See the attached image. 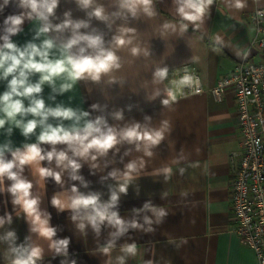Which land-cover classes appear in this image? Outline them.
Listing matches in <instances>:
<instances>
[{"label": "crops", "instance_id": "1", "mask_svg": "<svg viewBox=\"0 0 264 264\" xmlns=\"http://www.w3.org/2000/svg\"><path fill=\"white\" fill-rule=\"evenodd\" d=\"M18 4L19 0H11L0 11V37L5 35L6 16L30 11ZM243 4L238 8L236 0H213L191 22L177 12V0H152V15L141 8L135 17L130 13L113 15L121 11L119 0H94L92 7L103 6L109 17L99 21L89 18L87 13L92 8L82 9L77 0H59L49 21L53 25L62 23L66 12L73 20L88 21L89 27L79 31L103 34L105 47L115 51L121 66L102 75L99 81L79 80L65 92L60 91L67 82L63 77L53 84H43L36 98H42L46 108L59 106L71 108L78 115L89 113L78 123L52 117L47 123L82 127L86 121L103 117L117 132L139 123L142 131H162L163 139L148 146L143 141L122 140L106 154L92 151L87 158L74 157L66 144L55 145L57 151H67L81 165L75 173L79 179L75 180L71 168L58 167L55 159L25 165L20 176L33 185L31 198L38 200L41 219H47V226L55 229L51 239L33 231L37 227L33 218L13 203L15 197L8 191L13 182L4 177L0 183V264H12L16 257L13 249L33 247L41 249L36 264H259L255 252L243 246L233 232L235 165L231 155L242 150L233 90L227 89L222 99L205 92L163 105L161 101L168 98V84L156 81L153 75L157 68L192 64L204 85L212 88L237 63L248 57H263L264 51L252 44L251 15L256 9H264V0H243ZM42 26L43 22L35 18H25L20 32L10 39L23 48L28 43L39 46L48 38L59 43L71 36L70 30L37 35ZM128 28L134 31L124 33L123 38L130 43L116 47L113 37ZM3 42L0 39V45ZM132 48L138 49L137 55L132 54ZM59 55L56 48L50 52L51 59ZM38 81V73L29 76L30 83ZM7 90L8 81L0 78V94ZM29 103L24 98L26 107ZM116 112H122L123 119H116ZM33 118L31 114L18 117L24 122ZM41 131L38 125L26 137L21 128L6 123L0 128V148L7 146L5 158L11 160L17 148L23 150L27 144L38 143ZM40 146L45 152L53 147ZM92 155H96L95 160ZM130 163H135V170L127 169ZM39 166L61 172V183L51 177L41 178ZM113 172L115 176L110 175ZM121 185H126V192L119 190ZM73 186L84 196L97 195L100 205L111 204L115 192L117 200L109 212H116L124 221V230L107 219L95 229L86 219L93 214L91 208L73 210L65 206L61 210L52 204L54 196L70 204L76 195ZM161 210L163 216L159 215ZM64 239L68 240L67 247L58 252L52 244ZM131 245H135L134 254L126 251ZM105 248H109L107 253Z\"/></svg>", "mask_w": 264, "mask_h": 264}, {"label": "clouds", "instance_id": "2", "mask_svg": "<svg viewBox=\"0 0 264 264\" xmlns=\"http://www.w3.org/2000/svg\"><path fill=\"white\" fill-rule=\"evenodd\" d=\"M10 2L11 0H4V4L0 5V11H3V8ZM212 2L213 0H177L179 4L177 12L183 19L195 22L203 14L206 5H210ZM77 3L82 9L92 8L87 13L89 18L95 17L99 21L109 19L103 6L92 7L94 0H77ZM151 3L152 0H119L121 11L113 15L123 16L125 13H130L135 17L141 8L148 15H152ZM58 4L59 0H19L18 7L30 11L6 16L3 21L5 35L0 37L4 41L0 45V78L8 81V90L0 94V128H4L6 123H10L21 128L23 135L27 137L35 131L38 125L42 127V131L37 137L38 143L27 144L23 150L17 148L11 153V160H7L4 155L7 146L0 148V183L3 182L4 177L13 182L8 188V191L15 197L13 203L21 205L27 215L33 218V223L37 226L33 231H38L48 239L55 235V229L47 226V219H41L38 200L31 198L30 190L33 185L20 176L25 165H39L42 161L52 162L55 159L58 167H62V169L71 168L72 179L75 180L79 179L75 173L81 165L76 159L70 157L67 151H57L55 145L66 144L74 157L87 158L92 151L99 155L106 154L109 149H112L122 140H127L129 143L143 141L148 146L159 144L163 139L162 131L147 129L142 131L139 123L117 132L115 128L107 125L103 117H97L95 122L86 121L82 127L66 128L62 124L53 126L47 123L49 117L59 120H74L78 123L82 117L88 116L89 113L81 112L78 115L71 108L59 106L46 108L44 100L36 98V94L42 92L43 84H53L56 78L63 77L67 82L61 85L60 91L65 92L79 80L99 81L102 75L110 73L113 69H119L121 66L120 58L115 51L105 47L103 34H98L95 30L90 33L79 31L81 28L87 29L89 27L88 21L73 20L70 18L71 14L66 12L64 21L53 25L49 21V17L55 14ZM235 6L242 8L244 6L243 0H236ZM25 18H35L43 22V26L39 28L37 35L50 31L63 33L65 30H70L71 36L60 40L59 43L48 38L43 40L39 46L35 43H28L25 47L20 48L10 37L20 32ZM184 27L186 28L187 25ZM132 31L134 29H121L122 35L113 37L115 46L122 47L126 42L130 43L123 38V34ZM54 48L59 51L60 55L56 59H51L50 52ZM131 51L133 55L138 54L136 48H132ZM34 73L39 74V81L30 83L29 76ZM153 75L156 81L163 82L169 75V69L167 67L157 68ZM9 77L11 78L8 79ZM189 82L190 77L185 76L178 84L173 83V87L166 89L168 98L163 99L161 103L169 105L171 101L176 99V91L182 86H188ZM24 98L30 100L27 107L24 104ZM92 107L97 106L93 105ZM27 114H31L34 118L26 122L18 119V117H24ZM114 115L118 120L123 119L122 112H116ZM41 144H48L53 147L50 151L45 152L40 146ZM8 150L10 151V149ZM146 154L151 155V153ZM91 158L95 160L96 155H92ZM135 167V163L127 165L129 171L135 170ZM13 169H17V171H13ZM37 170L41 178L51 177L56 183H61V172L42 166H39ZM110 175L115 176L116 174L113 172ZM127 175L126 172L125 176ZM119 190L126 192V185H121ZM72 192L76 195L71 198L70 204L65 205L61 199L55 196L52 198V204L61 210L65 206L73 210L91 208L93 214L86 216V219L95 229L98 230L99 222L107 219L110 224L118 226L121 231L124 230V221L118 217L116 212H109V208L117 200L115 192L111 196L112 203L106 205L98 203L97 195L84 196L79 194L75 186H73ZM145 208H148V205H145ZM159 215L163 216L164 212L161 210ZM73 219L75 220L76 217L73 216ZM132 226L135 227L136 225L133 224ZM83 227L84 224L81 223L80 228L83 229ZM12 235L9 233V236ZM67 244L68 240L64 239L53 242L52 246L59 252L62 247L66 248ZM110 247L111 245H109ZM109 248H105L104 251L107 253ZM12 251L16 253L12 264H36V261L41 257V249L38 247L13 249ZM126 251L134 254L135 245L128 246Z\"/></svg>", "mask_w": 264, "mask_h": 264}, {"label": "built area", "instance_id": "3", "mask_svg": "<svg viewBox=\"0 0 264 264\" xmlns=\"http://www.w3.org/2000/svg\"><path fill=\"white\" fill-rule=\"evenodd\" d=\"M251 25L252 44L264 51V9L252 13ZM185 76L190 77L189 85L176 91L175 100L205 92L222 99L227 89L234 92L242 150L231 155L235 165L231 195L233 232L243 246L255 252L259 264H264V56L237 63L212 88L204 85L192 64L171 68L165 79L168 88Z\"/></svg>", "mask_w": 264, "mask_h": 264}]
</instances>
